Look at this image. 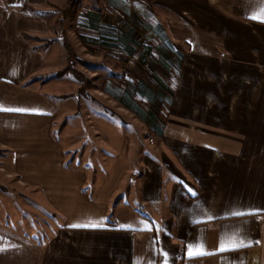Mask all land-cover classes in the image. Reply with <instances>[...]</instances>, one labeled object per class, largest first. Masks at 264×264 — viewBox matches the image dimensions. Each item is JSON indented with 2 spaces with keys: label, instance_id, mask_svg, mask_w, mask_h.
<instances>
[{
  "label": "crops",
  "instance_id": "obj_1",
  "mask_svg": "<svg viewBox=\"0 0 264 264\" xmlns=\"http://www.w3.org/2000/svg\"><path fill=\"white\" fill-rule=\"evenodd\" d=\"M157 1L148 38L172 97L163 93L155 111L143 84L137 99L123 79L94 86L127 126L128 110L150 118L162 144L139 164L119 154L102 179L67 163L85 136L62 123L73 108L42 77L53 73L41 72L46 56L0 54V146L22 185L62 221L45 264H264V22L252 18L264 16V0ZM113 5L125 17L123 4ZM22 6L28 25L44 22ZM21 24H8L7 36H20L12 27ZM119 25L114 33L131 52L133 35Z\"/></svg>",
  "mask_w": 264,
  "mask_h": 264
},
{
  "label": "rangeland",
  "instance_id": "obj_2",
  "mask_svg": "<svg viewBox=\"0 0 264 264\" xmlns=\"http://www.w3.org/2000/svg\"><path fill=\"white\" fill-rule=\"evenodd\" d=\"M42 1L0 0V54L46 56V66L41 72L50 69L53 73L42 77L50 79L48 82H53L54 90L62 91L58 99H66L73 108L72 113L70 110L61 117L62 123L70 136L78 130L85 136L77 141L79 145L70 149L67 163L83 167L90 179L93 176L102 179L108 164L119 154L125 155H121V160L129 158L133 164L141 163L142 155L157 154L154 148L162 143L152 135L153 121L146 117L150 123L141 120L136 112L128 110L127 126L118 105L94 84L103 87L111 80L123 79L128 83V97L132 98L137 97V90L143 84L145 89L155 92L151 103L155 111L160 108L163 93L172 97V86L166 88L162 81L168 75L157 61L159 45L148 38L153 30H148L147 25L155 26L160 12L158 1ZM114 2L123 4L125 17L118 15ZM22 5H30L44 22L28 25L32 12ZM165 17L173 16L165 12ZM17 18H21L22 26L12 28L20 29V36H7L6 31L10 30L7 25ZM119 24L127 25L126 32L133 35L134 43L128 44L131 52L123 49L125 45L114 33ZM180 46L190 51L187 44L179 43ZM127 134L128 148H124ZM105 136L116 139V155L108 146L112 140ZM11 157L0 146V264H45V246L62 221L52 216L40 196L35 197L29 187L22 185L20 175L13 170ZM98 167L100 172L96 175L94 170Z\"/></svg>",
  "mask_w": 264,
  "mask_h": 264
},
{
  "label": "snow or ice",
  "instance_id": "obj_3",
  "mask_svg": "<svg viewBox=\"0 0 264 264\" xmlns=\"http://www.w3.org/2000/svg\"><path fill=\"white\" fill-rule=\"evenodd\" d=\"M253 19H260L261 20V22H264V16H260V17H252ZM93 226H95V225H93ZM192 253H190V255H191Z\"/></svg>",
  "mask_w": 264,
  "mask_h": 264
},
{
  "label": "built area",
  "instance_id": "obj_4",
  "mask_svg": "<svg viewBox=\"0 0 264 264\" xmlns=\"http://www.w3.org/2000/svg\"><path fill=\"white\" fill-rule=\"evenodd\" d=\"M151 141H153V139H151Z\"/></svg>",
  "mask_w": 264,
  "mask_h": 264
}]
</instances>
